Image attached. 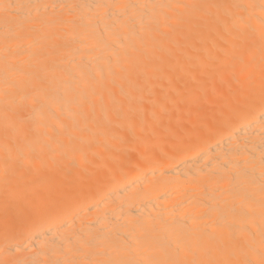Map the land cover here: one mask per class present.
<instances>
[{
    "label": "bare ground",
    "instance_id": "1",
    "mask_svg": "<svg viewBox=\"0 0 264 264\" xmlns=\"http://www.w3.org/2000/svg\"><path fill=\"white\" fill-rule=\"evenodd\" d=\"M0 264H264V0H0Z\"/></svg>",
    "mask_w": 264,
    "mask_h": 264
}]
</instances>
